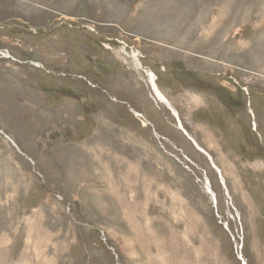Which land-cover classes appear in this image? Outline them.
I'll return each instance as SVG.
<instances>
[{"label": "rangeland", "instance_id": "obj_1", "mask_svg": "<svg viewBox=\"0 0 264 264\" xmlns=\"http://www.w3.org/2000/svg\"><path fill=\"white\" fill-rule=\"evenodd\" d=\"M243 260L264 264V0H0V264Z\"/></svg>", "mask_w": 264, "mask_h": 264}, {"label": "bare ground", "instance_id": "obj_2", "mask_svg": "<svg viewBox=\"0 0 264 264\" xmlns=\"http://www.w3.org/2000/svg\"><path fill=\"white\" fill-rule=\"evenodd\" d=\"M133 59L136 61V62H138V64L139 65H141V62H140V60H139V58H138V54H136V53H134V55H133ZM143 67V66H142ZM147 74H148V77H149V80H150V83H151V85H152V88H153V92H154V94H155V96H156V98L160 101V103H162V104H164L165 106H167L171 111H172V113H173V115L178 119V126H179V128L187 135V136H189L188 134H187V131L184 129V127H183V124H182V122L179 120V118H178V111L177 110H175L173 107H172V105H171V103L168 101V99L161 93V91L159 90V88H158V84H157V81H158V77H157V75L153 72V71H151V70H149V71H147ZM16 113V112H15ZM251 113H252V115H253V117L255 118V120H256V115H255V113H254V111L253 110H251ZM135 114L137 115V116H141L142 118H143V116L142 115H140V114H138L137 112H135ZM190 137V136H189ZM12 141V140H11ZM195 142V141H194ZM98 143H100V142H98ZM97 143V144H98ZM15 144V143H14ZM197 143L195 142V145H196ZM16 145V144H15ZM197 146V145H196ZM18 147V146H17ZM198 147V149L201 151V152H203L207 157H208V159H209V161L212 163V166H213V168L214 169H216L217 170V172H218V175L220 176V180H221V184H222V186L223 187H225L226 188V182H225V180H224V178H223V176H222V172H221V170L220 169H218V167L216 166V164L214 163V161H213V159H212V157L210 156V155H208L200 146H197ZM100 161V160H99ZM94 164L95 165H97L98 164V162H94ZM208 183V182H207ZM208 187V190H209V192H210V194L212 193V190L210 189V186L208 185L207 186ZM213 194V193H212ZM215 198V197H214ZM244 261V264H246V261L245 260H243Z\"/></svg>", "mask_w": 264, "mask_h": 264}, {"label": "crops", "instance_id": "obj_3", "mask_svg": "<svg viewBox=\"0 0 264 264\" xmlns=\"http://www.w3.org/2000/svg\"><path fill=\"white\" fill-rule=\"evenodd\" d=\"M171 102H172V101H171ZM172 104H173V106L177 109V111H178V113H179V115H180V114H181V111L177 108V105L174 104L173 102H172ZM182 122H183V121H182ZM183 125H184V123H183ZM184 127H185V126H184ZM185 129H186V128H185ZM186 130H187V129H186ZM187 131H188V130H187ZM190 135H191V134H190ZM191 136H192V138H193V139H192V138L190 137V138H191V141H192L193 144L195 145V142H196V141L198 142V140H197L193 135H191ZM194 139H195L196 141H195ZM194 141H195V142H194ZM197 142H196V143H197ZM198 143L201 145L200 142H198ZM198 143H197L196 145H197V146H200ZM196 145H195V146H196ZM197 146H196V147H197ZM200 147H201V146H200ZM197 148H198V147H197ZM201 148H202V147H201ZM202 149H203V148H202ZM203 150H204V149H203ZM205 150H206V149H205ZM205 150H204V151H205ZM206 151H207V150H206ZM206 151H205V152H206ZM207 152H208V151H207ZM207 152H206V153H207ZM202 153H203V152H202ZM207 154H208V153H207ZM208 155H209V154H208ZM210 156H211V155H210ZM211 157H212V156H211ZM212 159H213V158H212ZM218 169H219V168H218Z\"/></svg>", "mask_w": 264, "mask_h": 264}]
</instances>
